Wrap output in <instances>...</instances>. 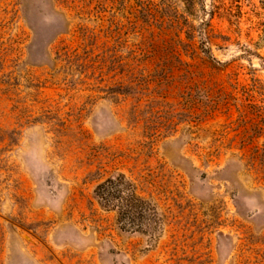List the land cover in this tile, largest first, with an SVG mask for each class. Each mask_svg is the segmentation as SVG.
Returning <instances> with one entry per match:
<instances>
[{
    "label": "rangeland",
    "instance_id": "rangeland-1",
    "mask_svg": "<svg viewBox=\"0 0 264 264\" xmlns=\"http://www.w3.org/2000/svg\"><path fill=\"white\" fill-rule=\"evenodd\" d=\"M0 264H264V0H0Z\"/></svg>",
    "mask_w": 264,
    "mask_h": 264
},
{
    "label": "trees",
    "instance_id": "trees-1",
    "mask_svg": "<svg viewBox=\"0 0 264 264\" xmlns=\"http://www.w3.org/2000/svg\"><path fill=\"white\" fill-rule=\"evenodd\" d=\"M96 196L103 206L116 207L119 211L126 208L128 214L142 207V203L136 194L135 185L123 174L112 177L100 184ZM124 203L125 205H123Z\"/></svg>",
    "mask_w": 264,
    "mask_h": 264
}]
</instances>
